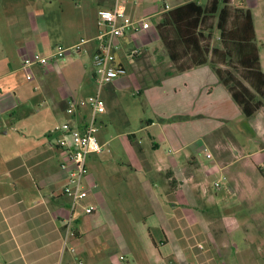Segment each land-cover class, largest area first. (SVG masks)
<instances>
[{"label": "crops", "instance_id": "obj_1", "mask_svg": "<svg viewBox=\"0 0 264 264\" xmlns=\"http://www.w3.org/2000/svg\"><path fill=\"white\" fill-rule=\"evenodd\" d=\"M124 1L131 18H147L152 28L140 35L139 48L134 52L129 35L118 39L116 60L126 74L102 87L106 112L99 119L117 111L113 100L128 82V58L142 60L138 70L133 65L145 88L144 94L138 95L145 97L156 118L146 122L143 129L155 128L158 137L152 133V148L159 150L164 144L167 150L154 161L142 156L139 147L128 171L121 160L115 164L111 159L104 160L103 151L88 156L87 167L92 162V169L87 170L84 183L91 193L73 212L61 193L64 175L59 165L61 178L51 180L49 194L43 200L25 204L14 184L28 174L30 167L53 156L54 149L61 155L56 143L29 159L10 160L7 169L12 191L0 197V264H264V191L251 183L258 187L264 183V158L253 164L256 173L247 176L243 170L252 164L245 162V154L238 157L246 144H252L254 154L264 152V110L246 117L219 81L214 67L230 69L247 88L253 93L255 90L241 78L235 61L214 58L212 64L209 54L207 63L189 70H182L187 66L185 57L172 62L164 41L175 38L174 34L170 29L161 34L159 25L166 13L184 4L183 0ZM196 1L206 5L210 0ZM164 5L169 9L164 10ZM111 6V0H0V104L9 94L7 107L13 95L18 100L37 98L42 89L57 114L73 100L95 94L98 89L91 57L99 32L97 13ZM231 6L251 13L253 43L264 74L256 43V17L264 23V0H231ZM216 21L213 18L205 28L213 34L212 46L222 49ZM81 40L86 43L65 59L53 60L47 67L33 65V77L27 80L22 69L25 59L47 57L55 47H74ZM118 54H126L123 58L128 62L118 60ZM59 61L62 64L58 65ZM256 98L264 102L263 97ZM68 116L65 122L78 125L86 109ZM171 117L180 120L170 122ZM245 120L251 122L247 132L237 126ZM187 131L199 133L204 150L213 153L212 168L221 181L228 180L223 190L219 182H214L213 187L220 190L214 194L206 191L200 168H209L193 152L185 155L186 161H180L178 154L194 143L193 135L186 139ZM215 150H220L222 157ZM180 196L185 201L180 203ZM85 205L96 206V211L86 215Z\"/></svg>", "mask_w": 264, "mask_h": 264}, {"label": "rangeland", "instance_id": "obj_2", "mask_svg": "<svg viewBox=\"0 0 264 264\" xmlns=\"http://www.w3.org/2000/svg\"><path fill=\"white\" fill-rule=\"evenodd\" d=\"M200 1L204 3L205 0ZM256 30V43L259 48L261 66L264 71V23H262L259 16L256 17ZM217 42L218 40L215 38L214 44H217ZM133 48L134 49L131 52H134L137 48H139L137 42L134 43ZM123 56H126V54H118L117 58L118 60L124 61L125 64L129 61L130 65L126 64V67L131 71V73L128 78V82L119 91L117 98L113 100V104L117 106V111H114L109 117H100L102 124L99 127L97 139L99 144L103 146V159H111L114 161V164L121 160L122 162L126 163L123 167L125 168V171H128V164L131 162V159L138 157L137 153L139 147H142L143 149L144 154L142 156L145 158H150L154 161L160 159V157H163V151L167 150V148L164 144H162L159 150L153 149L151 146V136L152 133H154V137H158L156 130L155 128L151 130L143 129L146 126V122L152 120L156 121V118L149 110L145 97L138 95L139 92L144 94L145 88L141 80L137 77V73L134 72L135 68L133 65H135L138 70L142 65V60H133L128 58V61L125 62ZM144 63L147 64V62ZM57 64L59 65L62 63L59 61ZM54 67H56V64ZM55 71L57 72L62 84H64L65 80L61 77L59 70L56 68ZM153 91L154 90H152V92ZM11 95H7L5 97L6 100L0 104L1 198L9 196L12 191V180L7 169V163L17 157H20L23 160L29 159L34 155L47 150L51 146V143L54 145L58 135L53 132V129L57 125L63 124L66 117L68 116L64 106L62 109L59 108L57 114L53 111L52 105L49 103V100L46 98V96H44L42 89L40 90V96L33 99L23 98L18 100V98L14 97L13 95L14 103L11 101L10 105L7 107L8 98L11 97ZM78 101L79 100H73L72 102L76 103ZM97 119H99V117ZM169 120L170 122H173L172 120L179 121L180 119H173L171 117ZM250 124L251 122H247V120H245V122L239 123L237 126L239 130L243 129L247 132ZM130 135H134V138ZM184 135L186 139L189 140L191 139V135H193V140H191V142H194L195 145H193V143L191 145V149L187 148L178 154L180 161H186L185 155L187 157L193 152L194 157L202 165H205L209 168L208 170H204L203 166L200 168V172L205 178V180L202 181L206 191L208 193L214 194L220 189L223 190L224 187L228 185V180L221 181L222 179H220V174L214 168H212L214 162L212 155L213 153L208 150H204V139L201 138L199 140V133L195 135L191 131H187V134ZM239 140L243 143L245 142L242 135H240ZM251 147L252 144H246L244 150H241L238 154V157L242 156V154H245V162L249 161L252 164L246 166L243 170V173L247 176H252V173H256L253 164L264 158V152L254 154V149ZM216 151L218 152V157H222V155H220L221 151L215 150V152ZM208 152L210 153L211 158L207 157ZM60 162H62V157L60 153L58 151L56 152L54 149L53 156L51 155L49 158H47V160L39 163L36 166L30 167L26 176L14 182L15 188L18 192H20L25 204L29 205L38 198L43 200L49 194L51 180L53 178L60 180L61 178L58 168ZM91 164L92 162H90V164L88 163L87 167L86 162L87 170L92 169ZM115 168L120 169V166ZM214 182L220 183V189L213 187ZM251 183L253 184L252 186H254V188L259 189L262 192L264 191V183H262L261 187H258L256 184L254 185V182ZM37 185L41 186L42 189H38ZM181 201L185 200L180 196V203ZM241 212L244 213L245 211L241 210ZM241 217H243V214Z\"/></svg>", "mask_w": 264, "mask_h": 264}, {"label": "built area", "instance_id": "obj_3", "mask_svg": "<svg viewBox=\"0 0 264 264\" xmlns=\"http://www.w3.org/2000/svg\"><path fill=\"white\" fill-rule=\"evenodd\" d=\"M111 2L110 9H101L97 13L99 32L95 38L96 50L91 57V63L94 82L98 90L85 99L68 104L65 111L73 117L78 110L86 109V116L78 125L65 122L53 129V132L58 135L56 147L61 151L62 156V162L59 164L64 175L61 193L69 200L71 212L91 193V190L84 183L87 177L86 160L90 155L100 154L103 148L97 139L99 131L97 118L106 112L100 91L102 87L126 73V70L116 60L117 41L121 37L129 35L132 42L135 43L142 33H147L152 28L147 18H131L127 13L124 0H111ZM168 9L169 6L164 5V10ZM85 43L81 40L79 45L74 47L57 46L47 57L36 56L32 59H25L22 63V69L27 80H31L33 77L30 70L33 65L47 67L51 61L62 59L76 52ZM207 157H211L210 153H207ZM214 186L218 187V183H215ZM82 208L86 215L96 211L94 205H85ZM66 225L69 226V220Z\"/></svg>", "mask_w": 264, "mask_h": 264}, {"label": "trees", "instance_id": "obj_4", "mask_svg": "<svg viewBox=\"0 0 264 264\" xmlns=\"http://www.w3.org/2000/svg\"><path fill=\"white\" fill-rule=\"evenodd\" d=\"M183 1L184 4L166 13L164 22L159 25L161 34L167 29L174 34L175 38L164 41L172 62L185 57L187 66L182 70H189L207 63L209 54L212 64L214 58L228 63L235 61L240 67L241 78L250 84L255 93L230 69L214 67L219 81L246 117L264 110V102L256 98L257 95L264 98V74L260 71L257 48L253 43L255 33L250 11L232 7L231 0H210L206 5L198 4L196 0ZM213 18L217 19L215 29L222 49L212 46L213 34L205 28Z\"/></svg>", "mask_w": 264, "mask_h": 264}]
</instances>
